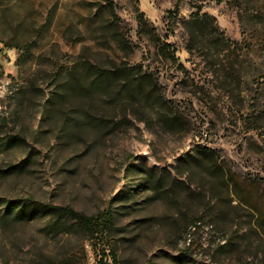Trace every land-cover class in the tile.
Here are the masks:
<instances>
[{
	"label": "rangeland",
	"instance_id": "obj_1",
	"mask_svg": "<svg viewBox=\"0 0 264 264\" xmlns=\"http://www.w3.org/2000/svg\"><path fill=\"white\" fill-rule=\"evenodd\" d=\"M201 148L264 188V0H0V264H230L250 215Z\"/></svg>",
	"mask_w": 264,
	"mask_h": 264
},
{
	"label": "trees",
	"instance_id": "obj_2",
	"mask_svg": "<svg viewBox=\"0 0 264 264\" xmlns=\"http://www.w3.org/2000/svg\"><path fill=\"white\" fill-rule=\"evenodd\" d=\"M204 16L201 17L200 13H196L192 21L199 24ZM126 71L128 76V68L120 69L117 72H108L107 75L104 73L98 74L97 79L111 80L113 78L118 79V73ZM125 77V75H124ZM194 156H189L188 162L204 163L205 160L213 163L216 169H219L220 174L225 178V182L228 188L232 189V199L237 203L233 206L235 209L246 210L250 215V222L240 223L238 222V229L235 231V235L224 238L216 245V250L220 252V258L223 261L227 260L230 264H264V188L255 180H243L237 174L226 171L221 164H218L215 160V156L212 151L207 148H201ZM214 199H210L208 203H212ZM218 207L222 206L220 201L215 202ZM232 205V204H231ZM7 206L13 209H18V212L11 215L10 219L13 222H21L25 219H30L34 216L36 211H42L49 214L52 217H56L60 222L63 218H69L75 221L76 225L92 240H99L110 236L114 229V217L112 210H105L97 215H85L77 212L70 207L61 206H48V205H37L34 206V210L30 211V207H26L17 202H8ZM30 208V209H29ZM229 224V218L223 217L218 220L217 226L225 232ZM191 229H196V223L191 225ZM103 246L109 249L110 245L103 244ZM108 257L109 261V255ZM105 258V257H104ZM104 258L100 260V264H108ZM50 261V259L48 260Z\"/></svg>",
	"mask_w": 264,
	"mask_h": 264
}]
</instances>
